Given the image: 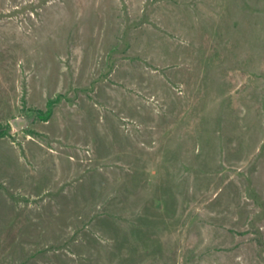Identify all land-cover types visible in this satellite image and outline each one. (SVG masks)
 I'll list each match as a JSON object with an SVG mask.
<instances>
[{"label":"rangeland","instance_id":"rangeland-1","mask_svg":"<svg viewBox=\"0 0 264 264\" xmlns=\"http://www.w3.org/2000/svg\"><path fill=\"white\" fill-rule=\"evenodd\" d=\"M0 264H264V0H0Z\"/></svg>","mask_w":264,"mask_h":264},{"label":"trees","instance_id":"trees-1","mask_svg":"<svg viewBox=\"0 0 264 264\" xmlns=\"http://www.w3.org/2000/svg\"><path fill=\"white\" fill-rule=\"evenodd\" d=\"M4 134H5V131L4 130H0V136L4 135Z\"/></svg>","mask_w":264,"mask_h":264}]
</instances>
